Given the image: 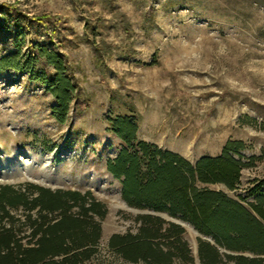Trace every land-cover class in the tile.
I'll return each instance as SVG.
<instances>
[{
    "label": "rangeland",
    "instance_id": "obj_1",
    "mask_svg": "<svg viewBox=\"0 0 264 264\" xmlns=\"http://www.w3.org/2000/svg\"><path fill=\"white\" fill-rule=\"evenodd\" d=\"M33 46L67 62L76 93L65 121L54 114L58 104L48 88L19 69ZM10 56L13 66L0 71V186L90 192L103 203L102 239L83 264H147L109 247L113 236L138 235L142 217L161 219L163 233L182 228L193 261L174 264H202L199 239L214 242L180 215L138 209L124 199L122 182L108 170L127 148L112 131L120 117L137 126L136 143L193 165L242 142L233 156L250 166L236 189L199 187L249 209L264 195V0H0V62ZM35 71L56 74L46 60ZM16 162L19 168L31 163L32 173L8 170ZM12 214L26 221L23 208ZM30 234L24 228L22 235Z\"/></svg>",
    "mask_w": 264,
    "mask_h": 264
},
{
    "label": "trees",
    "instance_id": "obj_2",
    "mask_svg": "<svg viewBox=\"0 0 264 264\" xmlns=\"http://www.w3.org/2000/svg\"><path fill=\"white\" fill-rule=\"evenodd\" d=\"M32 51L33 55L19 69L32 73L48 88L58 104L54 114L65 121L76 93L67 62L46 47L33 46ZM14 59V56L3 59L0 65L6 67L0 71L13 66L10 62ZM40 60L54 67L55 76L36 73L35 66ZM112 131L127 148L109 162L108 170L122 182L123 196L130 206L180 215L201 233L214 238V242L199 239L202 264H230L229 261L264 264V195L249 209L221 193L199 187V184H222L236 189L243 168L250 166L233 156L244 149L242 142H229L221 157L204 158L193 165L175 153L146 142L136 143L137 126L128 118L114 120ZM20 208L25 210V222L12 214ZM75 208L78 211L74 212ZM106 215V206L90 192L52 190L35 184L2 185L0 264H83L98 250L101 221ZM140 220L143 227L138 235L113 236L109 247L132 262L174 264L177 258L193 261L189 245L181 238L180 226L172 225L163 233L161 219ZM26 227L31 234L23 236ZM247 252L255 258L232 255Z\"/></svg>",
    "mask_w": 264,
    "mask_h": 264
},
{
    "label": "bare ground",
    "instance_id": "obj_3",
    "mask_svg": "<svg viewBox=\"0 0 264 264\" xmlns=\"http://www.w3.org/2000/svg\"><path fill=\"white\" fill-rule=\"evenodd\" d=\"M52 159H53V156H50V157H48V159L46 161L49 163ZM18 163L19 162L13 163L12 166L8 167V170H10L11 172H15V173H19L20 171L24 170L28 175H30L32 173V171H31L32 170V164L31 163L23 164L22 168H19L20 165ZM46 168L47 167H45V169ZM0 171H1V169H0Z\"/></svg>",
    "mask_w": 264,
    "mask_h": 264
},
{
    "label": "water",
    "instance_id": "obj_4",
    "mask_svg": "<svg viewBox=\"0 0 264 264\" xmlns=\"http://www.w3.org/2000/svg\"><path fill=\"white\" fill-rule=\"evenodd\" d=\"M124 208H126V209H128V210H130V211H132V212H134V213H140V212H141L140 210H138V209H134V208H131V207H129L128 205H125ZM165 217H167V216L165 215ZM172 220H173V219H172ZM178 223H179V224H182V225H186L185 223H182V222H178ZM191 231H193L196 235H198V232L195 231L194 228H192Z\"/></svg>",
    "mask_w": 264,
    "mask_h": 264
}]
</instances>
